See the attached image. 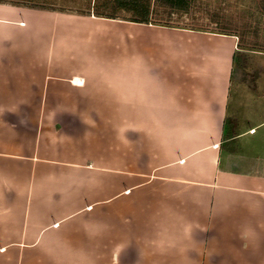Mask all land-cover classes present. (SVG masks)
Segmentation results:
<instances>
[{"label": "crops", "instance_id": "1", "mask_svg": "<svg viewBox=\"0 0 264 264\" xmlns=\"http://www.w3.org/2000/svg\"><path fill=\"white\" fill-rule=\"evenodd\" d=\"M98 18L0 5V264H264L238 39Z\"/></svg>", "mask_w": 264, "mask_h": 264}, {"label": "rangeland", "instance_id": "2", "mask_svg": "<svg viewBox=\"0 0 264 264\" xmlns=\"http://www.w3.org/2000/svg\"><path fill=\"white\" fill-rule=\"evenodd\" d=\"M188 13L168 14L165 9L152 6L155 15L153 24L160 27L190 29L210 33L233 35L238 39V52L234 80L246 85L251 92L264 96V2L262 0H190ZM111 0H0V5L19 6L93 17L96 10L110 12L106 5ZM111 6V5H110ZM158 12V13H157ZM98 18L97 16H95ZM131 13L116 12L115 26L128 23ZM232 107L239 102L240 92L234 88ZM255 97V96H254ZM241 103V102H239ZM264 100L256 97L250 104L258 115L245 124L252 127L264 121ZM262 132L264 130H261Z\"/></svg>", "mask_w": 264, "mask_h": 264}, {"label": "trees", "instance_id": "3", "mask_svg": "<svg viewBox=\"0 0 264 264\" xmlns=\"http://www.w3.org/2000/svg\"><path fill=\"white\" fill-rule=\"evenodd\" d=\"M262 1L264 2V0ZM110 5L105 6L110 12H103L98 9L94 16L114 20L117 11H124L132 14L131 19L128 20L129 22L154 25L152 21L155 20L156 14L152 9L153 5L156 8L165 9L171 15L174 13H188L191 10L190 0H111Z\"/></svg>", "mask_w": 264, "mask_h": 264}]
</instances>
